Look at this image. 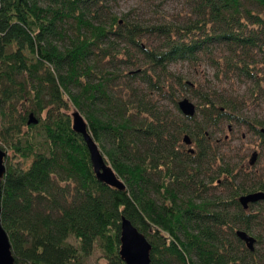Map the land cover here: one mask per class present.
I'll return each mask as SVG.
<instances>
[{
    "label": "trees",
    "instance_id": "1",
    "mask_svg": "<svg viewBox=\"0 0 264 264\" xmlns=\"http://www.w3.org/2000/svg\"><path fill=\"white\" fill-rule=\"evenodd\" d=\"M117 1L0 0V142L33 157L28 168L4 158L0 221L12 264H86L96 247L108 264H126L122 217L151 244V264H260L264 215L250 209L264 200L244 209L239 197L264 191V181L236 184L224 154L217 173L226 180H207L205 168L216 160L209 127L246 122L264 143V124L170 66L207 58L264 95V0H184L187 20L152 24L118 17ZM185 90L198 99L193 116L178 107ZM69 103L123 189L96 177ZM214 182L226 192H211ZM238 230L257 234L253 251Z\"/></svg>",
    "mask_w": 264,
    "mask_h": 264
},
{
    "label": "rangeland",
    "instance_id": "2",
    "mask_svg": "<svg viewBox=\"0 0 264 264\" xmlns=\"http://www.w3.org/2000/svg\"><path fill=\"white\" fill-rule=\"evenodd\" d=\"M184 3V0H118L112 5V10L120 18H123V15L127 14L129 21H139L145 24L162 21L182 23L189 18V9L183 5ZM221 55H223L221 51H217L214 57L218 58ZM196 65L190 62L184 63L178 61L173 62L170 68L175 74H179L187 80L193 81L199 88V91H208L212 92V94L215 91L217 94L231 99L237 106L244 105L239 115L241 114L242 117L256 124L258 128L262 125L256 123L255 120L264 124L263 93H253L251 95L249 82L242 81L235 74H232L235 72H229L228 76L223 75V68L218 64L212 63L207 58H204L201 63ZM138 86L141 89L144 87L140 84ZM184 97L189 98L194 103H198V99L193 97L190 90L182 92L180 99ZM157 98L158 96L154 97V99ZM161 104H165L170 109L172 108L168 104V101H161ZM30 107L31 104L28 105L29 109ZM75 111H78V109L73 104H70L67 112L71 114ZM200 116L201 114L198 112L197 118L200 119ZM229 125L231 127L230 129H228ZM249 125L246 122L239 123L235 120L231 122L224 120L220 126L217 125V127H209L207 129L212 132V140L214 141L212 143L214 147L213 153L216 154L214 166L205 168L207 180L210 179V176L214 178L218 177L220 182L221 180L227 179L226 175L217 173L218 166H224L223 163H220L222 154H224V157L230 159L231 165L235 167L236 184H240V178L243 175H248L251 181H258L260 179L264 181V143ZM25 131H28V129L25 128ZM226 134H228V137L223 140ZM192 146L196 147L195 144ZM2 147L6 152L5 159L7 164L21 168L29 167L33 157H23L20 153L14 152L4 144H2ZM182 148L186 150L188 145L182 142ZM255 151L258 152L257 160L253 165H250L249 160ZM248 184L250 183L248 182ZM226 188L221 183L214 182L212 185L210 184L209 190L218 194L224 190L226 192ZM250 211L259 212L260 215H264V204L259 207H253ZM258 231L262 235V241L259 245H256L259 250L256 261L264 264V223ZM253 235L256 237L257 234L253 233ZM70 240L77 244L74 237H71ZM86 264H108V262L104 257L103 251L96 247L93 253L86 258Z\"/></svg>",
    "mask_w": 264,
    "mask_h": 264
},
{
    "label": "water",
    "instance_id": "3",
    "mask_svg": "<svg viewBox=\"0 0 264 264\" xmlns=\"http://www.w3.org/2000/svg\"><path fill=\"white\" fill-rule=\"evenodd\" d=\"M178 107L180 112L185 116H193L196 113V105L189 98H182L178 101ZM73 129L82 134L87 147L89 149L92 166L96 177L118 189L125 187L124 182L117 176L113 168L105 161L103 154L101 153L97 143L94 141L90 133L88 132V125L83 115L79 111L72 113ZM28 123H38V119L33 113L29 115ZM264 133V128L260 129ZM186 144H191V139L188 135L185 136ZM191 152L194 150L191 148ZM6 153L0 148V184L5 172L4 158ZM258 157L257 152H253L249 163L253 165ZM0 197H1V185H0ZM264 200V191H254L243 194L239 197V202L244 209L249 207V204L256 203ZM1 212V208H0ZM237 235L239 238L245 241L247 247L250 250L255 249L256 237L246 231L238 230ZM121 245L120 256L126 264H151L150 253L151 244L147 240L146 236L138 230L136 226L126 217H122L121 222ZM13 257L10 251V243L8 236L1 226L0 221V264H12Z\"/></svg>",
    "mask_w": 264,
    "mask_h": 264
},
{
    "label": "bare ground",
    "instance_id": "4",
    "mask_svg": "<svg viewBox=\"0 0 264 264\" xmlns=\"http://www.w3.org/2000/svg\"><path fill=\"white\" fill-rule=\"evenodd\" d=\"M229 124V123H228ZM237 127V126H236ZM235 128V127H234ZM233 132V131H232ZM151 259V258H150Z\"/></svg>",
    "mask_w": 264,
    "mask_h": 264
}]
</instances>
